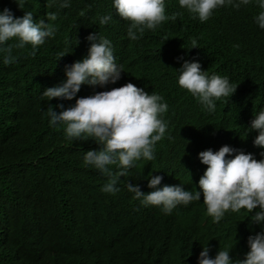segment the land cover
<instances>
[{
    "label": "trees",
    "instance_id": "trees-1",
    "mask_svg": "<svg viewBox=\"0 0 264 264\" xmlns=\"http://www.w3.org/2000/svg\"><path fill=\"white\" fill-rule=\"evenodd\" d=\"M62 2L26 0L21 9L15 0H0V12L7 8L14 18L26 12L43 20L47 13L57 16L48 21L56 28L55 36L38 46L35 56L30 44L13 48L16 60L5 65L7 53L0 51V264H160L161 257L180 256L194 240L196 225L214 230L220 247H227L233 259L243 260L248 238L264 231V222L251 220L259 209L227 213L215 223L201 200L192 213L165 214L160 206L145 207L134 199L125 181L132 178L138 186L144 181L138 174L145 171L160 172L170 181L165 173L183 172L188 150L227 138L241 137L236 146L264 159L260 155L264 151L248 139V122L264 110V29L255 22L264 9L256 0L239 9L226 5L200 22L180 8L178 0H165V14L174 26L146 29L131 40L130 22L118 16L114 0H68L70 6L60 8ZM103 16L112 18L100 24ZM92 33L111 41L115 62L124 72L119 80L125 84L158 90L148 77L171 64L166 48L179 41L190 53L187 58L198 62L202 71L237 85L230 98L214 101L212 112L198 107L191 93L165 94L180 95L181 102L171 107L156 161L149 168H130L127 176L118 178L120 191L115 194L101 191L109 177L84 164L85 153L99 151L101 145L93 146L91 138L70 140L58 124L50 125L48 112L52 108L59 113L57 105L63 99L48 101L41 91L66 80H56L63 67L60 59L66 55L58 57L66 50L76 52L67 61L78 57L79 51L90 47L86 37ZM193 39L198 48H191ZM16 43L14 38L0 47ZM112 166L108 167L115 173ZM149 192L146 188L144 193Z\"/></svg>",
    "mask_w": 264,
    "mask_h": 264
},
{
    "label": "clouds",
    "instance_id": "clouds-1",
    "mask_svg": "<svg viewBox=\"0 0 264 264\" xmlns=\"http://www.w3.org/2000/svg\"><path fill=\"white\" fill-rule=\"evenodd\" d=\"M15 2L21 9L26 4V0ZM250 2L178 0L179 7L198 17L200 22L207 21L219 7L231 5L239 9ZM256 2L259 8L264 9V0ZM69 6L68 0L59 4L60 8ZM113 7L121 19L130 22L127 36L131 40H136L138 33L142 36L146 29L156 30L162 25L167 30L174 26L165 14V0H114ZM111 18L103 16L99 22L106 24ZM56 19L55 13H47L46 21L31 12H26L21 18H14L7 8L0 12V46L14 38L18 40L14 45L0 47V51L7 53L4 64L9 65L16 60L12 55L13 48L22 49L28 44L33 49L31 55L35 56L38 46L55 36L56 28L48 21ZM255 22L264 29V11L256 16ZM86 39L90 47L79 51L78 57L67 61L76 53L72 50H66L58 57L66 55L60 59L63 67L56 80H66L56 86L55 82L46 85L41 91L48 101L63 99L62 104L57 105L59 113L52 108L48 112L50 125L58 124L70 140L91 138L93 146L96 143L101 145L99 151L85 153L84 164L109 177L101 188L104 193L120 191L116 187L118 178L127 176L130 168H149L156 161L158 147L168 131L171 107L181 102L180 95L165 94L191 93L189 96L198 99V107L205 106L212 112L215 110L214 101L230 98L236 91L237 85L230 84L228 78L216 74L209 76L201 70L198 62L187 58L190 53L179 41L168 44L166 48L171 64L148 77L158 90L125 84L119 80L124 72L122 66L115 62L111 41L97 33L89 34ZM191 44V48H198L195 39ZM108 84H114V87ZM248 136L254 148L264 151V110L257 112L248 122ZM240 139L227 138L226 142L219 144L223 139L192 147L184 159L183 172L170 176L165 173L170 181H165L160 172L152 174L153 171H145L138 174V180H144L138 186L132 178L126 179L125 186L143 206H160L165 214H171L173 210L192 213L195 204L202 200L207 215L215 223L227 213H238L241 209L247 213L259 209L251 220L257 224L264 222V159L248 148L236 146ZM260 155L264 157V152ZM109 165H113L115 173ZM156 174L160 176L151 178ZM161 181L163 187L159 188ZM146 188L150 190L147 194L144 193ZM193 235L194 240L181 249L178 258L161 257L160 264H264V231L248 238L249 251L243 260L233 259L227 247H220L214 230L196 225Z\"/></svg>",
    "mask_w": 264,
    "mask_h": 264
}]
</instances>
